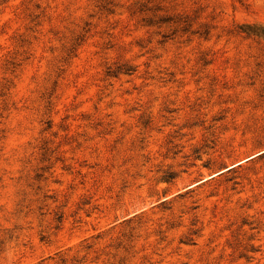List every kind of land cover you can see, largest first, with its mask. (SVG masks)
I'll return each mask as SVG.
<instances>
[{
	"label": "rangeland",
	"instance_id": "374dc122",
	"mask_svg": "<svg viewBox=\"0 0 264 264\" xmlns=\"http://www.w3.org/2000/svg\"><path fill=\"white\" fill-rule=\"evenodd\" d=\"M0 264H264V0H0Z\"/></svg>",
	"mask_w": 264,
	"mask_h": 264
}]
</instances>
